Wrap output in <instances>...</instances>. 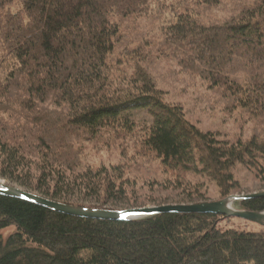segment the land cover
<instances>
[{
  "label": "trees",
  "instance_id": "obj_1",
  "mask_svg": "<svg viewBox=\"0 0 264 264\" xmlns=\"http://www.w3.org/2000/svg\"><path fill=\"white\" fill-rule=\"evenodd\" d=\"M158 60L175 63L209 112H240L249 136L193 122L158 87ZM103 151L114 159L88 157ZM240 170L264 181V0H0V178L126 210L145 207L141 180L189 203L213 187L223 199L240 191ZM237 204L264 211V196ZM225 219L83 218L0 194V264H264V226Z\"/></svg>",
  "mask_w": 264,
  "mask_h": 264
},
{
  "label": "rangeland",
  "instance_id": "obj_2",
  "mask_svg": "<svg viewBox=\"0 0 264 264\" xmlns=\"http://www.w3.org/2000/svg\"><path fill=\"white\" fill-rule=\"evenodd\" d=\"M218 14V13H216ZM158 64L152 67L150 72L153 74L158 87H163V91L166 92V96L169 99H174V101L179 100L183 103L187 116L195 122L202 129H209L213 131L220 132L222 135L232 138V136L243 135L249 136L252 131V123L246 124L245 126L241 125V115L240 112L232 113H222L217 110H212L209 112L205 108V104L201 103L198 99L199 94L193 88L191 83L184 86L181 84L182 74L176 69L174 62L169 60H158ZM192 86V87H191ZM130 117L136 120H147L152 121L153 115L147 111V109H131L128 111ZM88 157L96 160H107L114 159V156H108L105 151L99 152L97 155L90 154ZM240 176L242 177L241 190L238 192H233L231 195H249L253 193L264 192V181L258 179L253 175L252 171L240 170ZM205 180V178H203ZM0 181L5 184H10L12 186L25 189L29 192L41 195L33 190L26 189L19 186L18 184H13L6 179L0 178ZM154 184V183H152ZM137 185V184H136ZM213 186V185H212ZM137 196L136 202L144 204L145 207L149 206H163V205H183V204H198L205 202H214L222 200L223 198L220 195L215 193V189L206 193L205 199L201 201L194 202H182L183 196L181 195L180 190H175L173 188H162L161 185L149 186V184L142 185L139 181L138 185L135 188ZM229 195V196H231ZM42 196V195H41ZM45 197V196H44ZM228 197V196H227ZM239 201H235L232 205L234 208L241 209L237 204ZM71 205V204H70ZM78 206V205H75ZM93 208V207H91ZM101 209H109L108 207H103ZM220 225L223 228L233 227L237 229H244L248 231H257L260 229L259 224L249 222L247 220L231 217V219H225L221 221ZM15 228L10 227L1 232V234L6 238L10 233H12Z\"/></svg>",
  "mask_w": 264,
  "mask_h": 264
},
{
  "label": "water",
  "instance_id": "obj_3",
  "mask_svg": "<svg viewBox=\"0 0 264 264\" xmlns=\"http://www.w3.org/2000/svg\"><path fill=\"white\" fill-rule=\"evenodd\" d=\"M0 194L24 199L51 210L83 218L125 221L161 213H214L227 218L237 217L264 226V211H249L233 207L235 201L264 196V192L249 195H231L222 200L198 204L163 205L126 210L101 209L75 206L29 192L0 181Z\"/></svg>",
  "mask_w": 264,
  "mask_h": 264
}]
</instances>
